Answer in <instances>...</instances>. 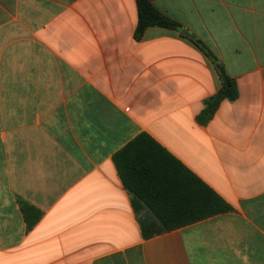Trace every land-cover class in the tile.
<instances>
[{"label": "crops", "instance_id": "0c3cea01", "mask_svg": "<svg viewBox=\"0 0 264 264\" xmlns=\"http://www.w3.org/2000/svg\"><path fill=\"white\" fill-rule=\"evenodd\" d=\"M149 1L183 29L136 40V0H0V264H264V0ZM186 34L238 82L206 125L221 80ZM143 133L232 210L145 239L114 163Z\"/></svg>", "mask_w": 264, "mask_h": 264}, {"label": "trees", "instance_id": "16d2710c", "mask_svg": "<svg viewBox=\"0 0 264 264\" xmlns=\"http://www.w3.org/2000/svg\"><path fill=\"white\" fill-rule=\"evenodd\" d=\"M138 24L135 39L140 40L149 28L181 31L183 27L161 13L149 0H136ZM214 65L220 80L219 91L206 100L198 115L200 124H208L225 100L239 97L237 80L225 65L197 36L183 35ZM119 176L132 195L134 209L147 208L155 221L142 220L145 239L170 232L212 216L230 212L232 207L190 172L180 161L148 134H141L114 156ZM38 216L36 220L39 218ZM34 222H30V227Z\"/></svg>", "mask_w": 264, "mask_h": 264}, {"label": "water", "instance_id": "95a60500", "mask_svg": "<svg viewBox=\"0 0 264 264\" xmlns=\"http://www.w3.org/2000/svg\"><path fill=\"white\" fill-rule=\"evenodd\" d=\"M182 33H183V34H185V33H186V31H182Z\"/></svg>", "mask_w": 264, "mask_h": 264}]
</instances>
